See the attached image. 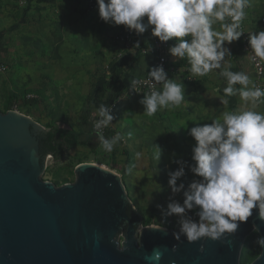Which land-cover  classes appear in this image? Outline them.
<instances>
[{
	"label": "rangeland",
	"instance_id": "374dc122",
	"mask_svg": "<svg viewBox=\"0 0 264 264\" xmlns=\"http://www.w3.org/2000/svg\"><path fill=\"white\" fill-rule=\"evenodd\" d=\"M17 2L21 5L17 0H6V5L1 10L0 28L8 27L9 32L1 39V50L3 48L7 55H0V60L4 59L9 70L0 74V109L6 112L10 98L22 95L14 109L26 114L27 108L22 104L25 96L27 98L30 93L37 96L40 102L36 108H32L31 117L47 130L57 126L69 127V124L77 123L81 118L88 95L96 94L105 80L111 78L113 64L117 61L115 58L120 56L121 59L123 56L120 54L127 52V47L121 41V32L125 27L113 26V30L108 32L100 31L109 29L107 23L88 15L84 5L78 0H30L28 5L23 6H19ZM256 21H260L259 17ZM79 22L83 35L80 37L81 44L77 46L79 33L76 29ZM8 23L14 25L9 29L6 25ZM214 25L216 30H222L220 22ZM96 26L97 33L94 30ZM90 35L94 41L87 40ZM107 36L114 41L112 54L101 51L105 48ZM227 59L228 65L229 57ZM108 65L111 70H106ZM193 80L184 83V101L180 106L158 109L153 116L145 114L143 105L139 103L143 97L99 103L96 105L97 109L101 104L113 108L115 119L108 127L121 131V144L117 143L111 152L105 151L97 135L92 133L93 124H90L85 127L82 139L91 140L97 150L78 146L60 161L53 157L47 162L43 178L58 183V186L65 184L66 180L75 181V158L83 156L86 158L85 163L99 164L123 174L127 192L134 208L141 214L143 224L179 229L177 217L169 216L165 219L157 206L162 205L167 209L169 197L172 196L168 186V172L179 167L172 162L173 159L182 158L189 166L194 163L191 156L195 140L191 136L186 138L181 132L188 134V129L196 126V123H211L213 119L222 118V113L230 112L231 108L229 96L212 97V102L226 99L228 103L205 105L206 101H199V108L195 107L197 113H194L192 100L203 96L201 77L195 82ZM226 83L227 81L224 82ZM25 91L27 95L23 94ZM207 109L211 111L209 114L206 113ZM255 110L264 113V103L258 102ZM157 145L163 149L160 160L155 158ZM173 152L177 154L175 158L172 156ZM137 153L141 154L139 158ZM185 172V177L178 184L183 182L187 188L196 177L190 167ZM161 187L163 191H160ZM173 198L183 203L182 192ZM189 214L196 218L194 211ZM254 233L252 229L250 235ZM120 240L123 242L124 238L121 237Z\"/></svg>",
	"mask_w": 264,
	"mask_h": 264
},
{
	"label": "clouds",
	"instance_id": "9594fccd",
	"mask_svg": "<svg viewBox=\"0 0 264 264\" xmlns=\"http://www.w3.org/2000/svg\"><path fill=\"white\" fill-rule=\"evenodd\" d=\"M96 4L99 18L109 25L124 26L138 36L151 29L152 36L161 42L175 39L176 43L168 49L169 54L175 60L186 58L192 75L205 76L222 69L219 75L227 80L224 95H239L245 105L251 104L248 108L223 112L222 118L213 119L211 123H196L188 129L195 140L191 156L194 163L189 166L182 158L173 159L179 167L168 172L172 196L167 209L157 206L165 219L177 217L179 231L174 233L175 239L180 241L184 236L189 243L202 238L221 240L237 233L240 223L247 222L254 211L264 221V113L255 110L258 102L264 103V89L253 84L246 73L233 72L222 64L226 56H232L231 48L226 45L238 42L245 34L241 24L251 0H96ZM217 22H220V31L213 27ZM247 34L253 59L264 60V30ZM135 47H140L139 41ZM148 75L152 81L162 83L163 90L144 93L139 103L145 114L153 116L158 109L181 105L185 85L170 78L163 63L152 66ZM140 83L133 79L130 90L136 92ZM237 84L241 87L236 88ZM127 98L119 97L120 100ZM221 102L228 103L226 99ZM112 112L111 106L101 104L92 113L97 138L107 152L122 140L119 132L111 138L103 134L102 129L115 119ZM157 148L155 158L160 160L163 149L159 145ZM136 155L139 158L141 154ZM176 155L173 152V158ZM187 167L196 178L185 188V184L178 181L185 177ZM181 192L183 203L173 198ZM193 211L198 219L189 214ZM123 225L127 227L128 221ZM145 228L163 230L160 225L138 224L135 225L136 239ZM253 231L257 233L255 243L264 248V235L255 225ZM121 232L113 238V243L123 252L126 246L119 239ZM200 251H204L203 245ZM260 255L264 256V252ZM162 256V252L154 250L153 256L147 259L158 261Z\"/></svg>",
	"mask_w": 264,
	"mask_h": 264
},
{
	"label": "water",
	"instance_id": "95a60500",
	"mask_svg": "<svg viewBox=\"0 0 264 264\" xmlns=\"http://www.w3.org/2000/svg\"><path fill=\"white\" fill-rule=\"evenodd\" d=\"M47 131L29 115L0 109V264H242L249 227L264 235V221L254 211L237 233L221 240L177 241L179 229L164 227L145 228L136 239L142 217L119 173L82 163L73 182L58 186L43 178L53 158L41 152L39 135ZM119 232L123 252L113 243ZM154 250L163 253L158 261L147 259ZM251 264H264V256Z\"/></svg>",
	"mask_w": 264,
	"mask_h": 264
},
{
	"label": "crops",
	"instance_id": "0c3cea01",
	"mask_svg": "<svg viewBox=\"0 0 264 264\" xmlns=\"http://www.w3.org/2000/svg\"><path fill=\"white\" fill-rule=\"evenodd\" d=\"M17 1H19V0H17ZM78 1H79V3H82L84 5L85 11H86V13L88 15L96 16L97 18H99V15H98L97 11H95V12H88L87 11V7H86L87 0H78ZM28 3H30V0H25V4H23V5H26V4L28 5ZM17 4H18V2H17ZM3 5H6V0H0V26L2 25V19H1L2 18V13H1V10H3V7H2ZM23 5H19V6H23ZM245 12L247 13V15H246L245 19L242 22V26L249 33L250 32H256V31H259V30H264V0H251V5L245 9ZM258 17L260 19L259 22L256 21V18L258 19ZM12 24L13 23H8L6 25H8L9 29H10V26ZM107 25L109 26V29L105 28V30L101 29L100 31L108 32L109 30H113V26L112 25H109V24H107ZM215 26L216 25H213L214 28H216ZM79 27H80V22H79V24L77 26V29H76V32L79 33V34H77V36L79 38L77 46H79L81 44L82 40L80 39V37L82 38V35H83V32L79 29ZM7 28L6 29L0 28V55L2 57H5L7 55V53H5L3 51V48L1 50V42H2L1 39L3 38V36H5L7 34V32H9L7 30ZM94 30L96 31V33L98 32L97 31V26L94 27ZM94 30L92 29V32H94ZM127 31L128 30H126V28H125L121 32L122 33L121 34V41H122V44H124L127 47V50H126L127 52L125 51L126 53H123L124 55L120 54L121 57L123 56V58L120 59L119 58L120 56L115 58V61L116 60L117 61L113 64L114 67H113V70L111 71V74H113L114 71L117 70V69H122L123 70V77H122L123 79H122V81L119 84V88H121V89H123L125 91H123V93L120 96H118L112 102H117V100H120L119 97H121V98H123V97H128V98L131 97L133 99L134 98L143 97L144 94L129 95V94H127V89L129 88V86L131 84V81L133 79L140 78V77H145V76L148 75V72H149L150 68L152 66H155V62H156L157 57H158L157 53H147V54L144 53L145 50H148V48H150V47H147V45H148V43L150 42V40L152 38L151 29H149L147 32H145L144 34L139 35V36L134 33L133 36H132L133 37V42L131 43L130 46H127L126 43H124L123 40H122V36L125 35L127 33ZM95 36L97 37V35H95ZM105 38H106L105 39V43H104L105 48L102 49L101 51L103 53L111 52V54H112V52H113L112 50L114 49V41H113V39L109 38L108 36L105 37ZM185 39H190V37H185ZM87 40H89V42H91V41H94V38H91V35H90V37H88ZM137 41H139L140 47H135V44H136ZM169 43H170V46H172V45H174L176 43V41H175V39H173V40H170ZM230 48H231L232 56H226L225 57L224 62H222L223 66L225 68L228 67V69L233 71V72H244V73H246L250 77L251 82L253 84H256L257 76H256V73H255V71L253 69V66H252L249 58L247 57V55L242 50L241 39L238 42H233L230 45ZM86 49H89V48L87 47ZM139 51L141 52V54L138 57V59L133 63V57H135L137 52H139ZM167 55H168V59H169V71L167 73H168V76L170 78L174 79L175 82L184 84L187 80L194 79L193 82H195L199 78V76H194V75H192L190 73V70H189L190 69V65L188 64V61H187L186 58L185 59L176 58V60H175L169 54V51L167 52ZM61 57H62V55H61ZM228 57H229V62L230 63L227 65L226 61L228 60L227 59ZM230 58H231V60H230ZM2 59L3 58H1L0 62L4 61V59L3 60ZM113 61L114 60H112V62ZM109 67H110V65H108L106 67V70L107 69L111 70V68H109ZM221 70L222 69H216V70H213L212 73H209V74H207L205 76H200L201 79H202L201 94H202L203 97H201L200 99H197V100H192L193 101L192 105H193L194 108L195 107L199 108L198 107V102L199 101H206V102H204L205 105L206 104H218V105L222 104V102H218V101L212 102L210 100L212 97L214 99L218 98V97H222V98L225 97L223 90L225 88V85L227 84V83L224 84V82H226L227 80L224 77L219 75V72ZM5 73H0V74H5ZM106 80H108V79H106ZM235 87L236 88H240L241 85L237 84V85H235ZM249 87H251V84L249 85ZM125 88H127V89H125ZM212 88H215V90L212 91ZM162 90H163V87H162ZM213 92L215 94L214 96H213ZM37 98H34V99H37ZM229 98H231L230 112L237 111V110L242 109V108L251 107L250 103L248 105H245V102L241 100L239 95L229 96ZM194 108H193L194 113H197V111H195L196 108L195 109ZM95 109H97V108H95ZM210 112L211 111L209 109L206 110L207 114H209ZM68 126L69 127L65 126V127H62V128L71 129V126L70 125H68ZM109 131L114 132V135L117 132H121V131H119V129H114V128H109ZM182 132H185V131H182ZM93 134H96L95 130H94ZM121 142H122V140L119 143H121ZM119 174L123 178V174L122 173H119ZM125 184H126V181H125Z\"/></svg>",
	"mask_w": 264,
	"mask_h": 264
},
{
	"label": "trees",
	"instance_id": "16d2710c",
	"mask_svg": "<svg viewBox=\"0 0 264 264\" xmlns=\"http://www.w3.org/2000/svg\"><path fill=\"white\" fill-rule=\"evenodd\" d=\"M154 36H152L150 42L148 43L147 47H151L153 43ZM141 51V50H140ZM137 52L136 56L133 57V63L138 59L141 52ZM123 77V70L117 69L111 75V78L105 80L104 84L102 85L101 89L96 93H92L88 96L87 101L83 108V113L81 118L77 123L69 124L71 129H64L62 127H55L51 130H48L46 133L40 134L39 139L41 142L42 149L45 150L46 154H52L56 161L62 160L68 152L78 146H83L89 148L90 150L95 151L97 147L91 142V140H83L82 136L85 134V127L93 124V117L92 113L95 112L96 105L106 101H114L118 96H120L123 89L119 88V84L122 81ZM128 88V87H127ZM125 88V89H127ZM24 95H27V91L23 92ZM21 96H12L10 98V102L6 107V111L14 110L15 103L18 100H21ZM40 104L38 99H27L26 96L23 99V107L27 108V115H31L32 108H36ZM94 132V128H92V133ZM182 135L188 138L189 134L182 132ZM114 136V132L108 131L107 137L111 138ZM121 144V143H119ZM76 162H74L75 167L78 165L85 163V157L80 156L76 157ZM124 183L125 180L123 179ZM72 182L70 180H66L64 183ZM59 185L58 183H56ZM129 215L133 219H137L134 210L130 207L129 208ZM197 219V217L195 218ZM252 227L250 226L248 229L249 236L246 239V243L242 252L241 256V263L242 264H251L253 263L259 256L261 249L256 243L255 238H257V233L251 234Z\"/></svg>",
	"mask_w": 264,
	"mask_h": 264
},
{
	"label": "built area",
	"instance_id": "2783aa9c",
	"mask_svg": "<svg viewBox=\"0 0 264 264\" xmlns=\"http://www.w3.org/2000/svg\"><path fill=\"white\" fill-rule=\"evenodd\" d=\"M19 3L21 5H23V4H25V0H19ZM86 7H87L88 12H95V11L98 12L96 0H87ZM227 20H228V22H231L230 18H227ZM241 27L245 31V34L241 37L242 50L246 55L248 54L247 57L249 58L252 66H253V69L256 73L257 81H256L255 85L257 87L264 89V60H261L259 58L253 59L254 54L251 51H249L250 46L247 42V36H248L247 33H249V32L242 26V24H241ZM133 34H134V32L127 31V33L122 36V40L124 43H126L127 46H130L131 43L133 42V37H132ZM169 47H170L169 41L168 42H161L159 40V38L155 37L153 39L152 46L150 48H148V50H145L144 53L145 54L157 53L158 57H157V60L155 62V66L163 63L165 70L168 72L169 71V59H168L167 52H168ZM248 51H249V53H248ZM8 69H9V66L6 63L0 62V73H5L8 71ZM136 79L141 81V83L139 85H137V87H136V92L131 91L130 86H129V88L127 89V94H129V95H137V94H144V93L150 94L151 91H153V90L162 91L163 84L162 83H156V82L152 81L149 78V75H147L145 77L136 78ZM36 97L37 96H35L33 94L27 95V99H29V100L34 99ZM16 111H18V110H16ZM102 131H103L105 138H108L107 133L109 131V127L103 128Z\"/></svg>",
	"mask_w": 264,
	"mask_h": 264
},
{
	"label": "flooded vegetation",
	"instance_id": "af4514ba",
	"mask_svg": "<svg viewBox=\"0 0 264 264\" xmlns=\"http://www.w3.org/2000/svg\"><path fill=\"white\" fill-rule=\"evenodd\" d=\"M42 148H43V146H41V152H42V155H43V158H44V157L47 156L48 154H46V153H45V150L42 149Z\"/></svg>",
	"mask_w": 264,
	"mask_h": 264
}]
</instances>
